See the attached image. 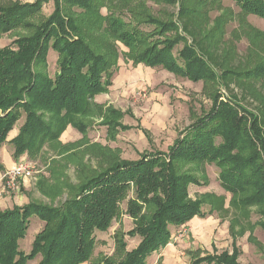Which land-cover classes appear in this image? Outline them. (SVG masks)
<instances>
[{
	"label": "rangeland",
	"instance_id": "rangeland-1",
	"mask_svg": "<svg viewBox=\"0 0 264 264\" xmlns=\"http://www.w3.org/2000/svg\"><path fill=\"white\" fill-rule=\"evenodd\" d=\"M15 3L28 4L34 0H0L2 6ZM38 7L21 24L1 31L0 48L14 47L17 38L35 35L56 11L53 0H45ZM59 7L66 25L71 20L77 27L70 35L81 37L97 55L114 63L103 79L112 82V87L98 95L101 97L90 99L89 109L76 114L73 124H68L62 134L57 131L65 121L59 115L42 107L36 110L56 135L38 134L19 157H14L16 148L10 143L8 154L13 156L14 164L2 171L0 199L9 197L14 207L35 203L61 207L78 194L82 185L121 161H135L149 152H167L196 119L212 108V96L218 90L228 99L235 95L245 109L264 118V79L244 81L239 77L240 73L264 63V18L243 12L235 0H187L188 10L179 24L192 26L191 32L198 35V41L208 36L201 47L208 49L205 51L215 68L228 74L230 89L133 62L120 34L131 33L134 28L143 33L153 32L155 28L145 24L150 18L156 27L178 22V3L59 0ZM182 47L180 44L178 49ZM60 61L59 54L50 48L47 58L34 66V72L55 78ZM108 109L122 116L115 122L114 117L107 115ZM21 116L19 123L23 126L25 112ZM76 122L79 125L75 127ZM80 126L83 132L77 128ZM220 143L218 140L217 144ZM20 167L31 175L20 173L15 177L13 171ZM176 168L178 174L189 177L188 199L201 203L203 216H196L181 227L170 226L169 245L149 257L147 264H193L212 255L225 252L232 255L235 250L241 264H264V204L248 205L244 194L229 192L221 184V171L214 164L178 160ZM131 187L120 201L118 214L108 230L94 231L92 260L106 257L122 261L126 251L138 247L140 237L129 235L136 223L129 210L135 203L139 204V214L148 215L151 210L138 200L137 188ZM44 227L45 222L31 217L29 238L34 235L36 239ZM120 243L126 245L125 250ZM32 249L22 246L21 250L30 254ZM41 259L38 255L31 264H40Z\"/></svg>",
	"mask_w": 264,
	"mask_h": 264
},
{
	"label": "trees",
	"instance_id": "trees-1",
	"mask_svg": "<svg viewBox=\"0 0 264 264\" xmlns=\"http://www.w3.org/2000/svg\"><path fill=\"white\" fill-rule=\"evenodd\" d=\"M43 1L0 5V34L25 21ZM53 1L56 11L35 35L17 38L14 47L0 48V146L7 142L22 111L26 115L18 137L11 141L16 148L14 157L24 155L38 134L56 135L53 127L37 114L38 108L52 110L65 121L57 131L62 134L68 124H73L76 114L89 109L90 99L112 87V82L103 79L114 63L97 55L81 37L70 35L77 29L75 22L69 20L67 26L60 16L59 0ZM166 1L179 4L178 22L156 27L150 18L145 24L153 26V32L134 28L131 33L120 34L133 62L230 89L228 74L218 71L205 51L208 49L201 47L208 36L198 41V35L191 32L192 26L179 25L188 10L187 0ZM235 2L243 12L264 18V0ZM180 44L183 47L179 50ZM50 48L61 59L55 78L34 72V66L47 58ZM239 77L244 81L264 79V63ZM212 98V108L196 119L167 152H149L135 161H121L82 185L78 194L61 207L35 203L0 212V264H28L38 255L42 256L40 264H147L149 257L169 245L170 226L181 227L196 216H203L201 203L188 199L189 177L176 171L178 160L214 164L221 171V184L229 192L244 194L248 205L264 204V118L245 109L235 95L228 99L218 90ZM107 115L114 117L115 122L122 116L113 109H108ZM77 128L84 131L82 126ZM131 186L137 188L138 200L151 210L148 215L139 214L137 203L129 210L136 218L129 235L140 237L138 247L126 251L122 261L106 257L92 260L94 231L108 230ZM35 216L45 222V227L27 254L19 249V242L27 236L30 218ZM120 246L125 250L124 243ZM239 258L235 250L232 255L225 252L197 259L193 264H241Z\"/></svg>",
	"mask_w": 264,
	"mask_h": 264
},
{
	"label": "crops",
	"instance_id": "crops-1",
	"mask_svg": "<svg viewBox=\"0 0 264 264\" xmlns=\"http://www.w3.org/2000/svg\"><path fill=\"white\" fill-rule=\"evenodd\" d=\"M113 84H114V81H113ZM114 88H115V86L113 87V89ZM99 97H101V96H98V98ZM20 127H21V124L18 122V124L15 126V128L10 132V134L7 138V142L0 146V179H1V175L3 174L2 171H4L5 168H6V170L12 168V166L14 164V162L12 160L13 156H11V154H8L9 153L8 147H10L11 141L18 137ZM13 208H14L13 201L9 197L0 199V212H4L7 209H13ZM29 236H30V234H28V231H27V236L19 242V249L20 250L22 249V246H24L25 248L32 246L33 241L35 240L34 235H32L31 238H29ZM31 262L32 261H30L29 264H31Z\"/></svg>",
	"mask_w": 264,
	"mask_h": 264
},
{
	"label": "built area",
	"instance_id": "built-area-1",
	"mask_svg": "<svg viewBox=\"0 0 264 264\" xmlns=\"http://www.w3.org/2000/svg\"><path fill=\"white\" fill-rule=\"evenodd\" d=\"M20 173H23L25 176L29 177L31 175V172H27V170H23L20 167L19 169H16L15 171H13V175L16 177L17 175H20ZM15 180V179H14ZM13 180V181H14Z\"/></svg>",
	"mask_w": 264,
	"mask_h": 264
}]
</instances>
